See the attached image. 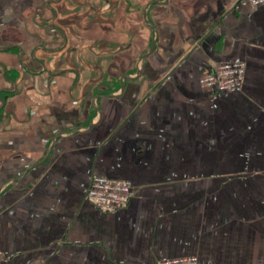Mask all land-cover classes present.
Here are the masks:
<instances>
[{"label": "crops", "instance_id": "obj_1", "mask_svg": "<svg viewBox=\"0 0 264 264\" xmlns=\"http://www.w3.org/2000/svg\"><path fill=\"white\" fill-rule=\"evenodd\" d=\"M234 59L241 91L200 85ZM189 255L264 264V4L0 0V264Z\"/></svg>", "mask_w": 264, "mask_h": 264}, {"label": "built area", "instance_id": "obj_2", "mask_svg": "<svg viewBox=\"0 0 264 264\" xmlns=\"http://www.w3.org/2000/svg\"><path fill=\"white\" fill-rule=\"evenodd\" d=\"M250 7L264 4V0H246ZM246 64L234 59L214 66L201 68L200 85L216 95L242 90ZM86 198L99 209L113 211L125 205L132 196V183L126 179H114L103 175L91 176L86 189ZM156 264H199L196 255L160 259Z\"/></svg>", "mask_w": 264, "mask_h": 264}, {"label": "water", "instance_id": "obj_3", "mask_svg": "<svg viewBox=\"0 0 264 264\" xmlns=\"http://www.w3.org/2000/svg\"><path fill=\"white\" fill-rule=\"evenodd\" d=\"M153 44H154V43H152V44H151V48H150V51H151V50L153 49Z\"/></svg>", "mask_w": 264, "mask_h": 264}, {"label": "rangeland", "instance_id": "obj_4", "mask_svg": "<svg viewBox=\"0 0 264 264\" xmlns=\"http://www.w3.org/2000/svg\"><path fill=\"white\" fill-rule=\"evenodd\" d=\"M103 86V85H102Z\"/></svg>", "mask_w": 264, "mask_h": 264}]
</instances>
